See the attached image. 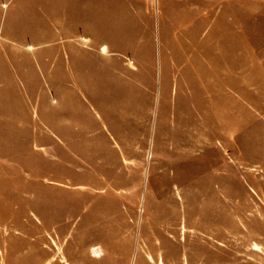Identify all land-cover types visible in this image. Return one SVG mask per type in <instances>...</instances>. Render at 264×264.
<instances>
[{
  "label": "rangeland",
  "instance_id": "rangeland-1",
  "mask_svg": "<svg viewBox=\"0 0 264 264\" xmlns=\"http://www.w3.org/2000/svg\"><path fill=\"white\" fill-rule=\"evenodd\" d=\"M93 2L0 0V264H264V0Z\"/></svg>",
  "mask_w": 264,
  "mask_h": 264
},
{
  "label": "crops",
  "instance_id": "crops-1",
  "mask_svg": "<svg viewBox=\"0 0 264 264\" xmlns=\"http://www.w3.org/2000/svg\"><path fill=\"white\" fill-rule=\"evenodd\" d=\"M103 0H94V2H93V8H92V11H93V14H92V16L90 15V18L93 20V22H94V26H93V28H94V32H95V34H94V36H92L91 38L93 39L92 41H93V43L92 44H94V47H106V50H107V48H108V46L106 45V44H103L102 42H101V33H100V30L99 29H101L102 27H101V25H102V6H103V2H102ZM111 5V2L109 3V6ZM83 37H84V40L86 41H88V37L86 36V34L85 35H83ZM91 38H89V39H91Z\"/></svg>",
  "mask_w": 264,
  "mask_h": 264
}]
</instances>
